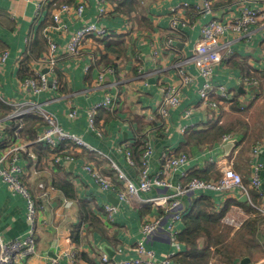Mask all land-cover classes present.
I'll use <instances>...</instances> for the list:
<instances>
[{
  "label": "crops",
  "instance_id": "obj_1",
  "mask_svg": "<svg viewBox=\"0 0 264 264\" xmlns=\"http://www.w3.org/2000/svg\"><path fill=\"white\" fill-rule=\"evenodd\" d=\"M39 1L41 0H0V53L8 54L5 63L0 65L3 96L6 99H16L19 103L29 100L43 104L57 117L65 131L82 137L101 151L103 156L97 160L95 153L79 151L75 153L74 162L66 167L53 169L48 167L46 150L35 148V172H31L29 177L23 176L24 183L35 195L41 193L38 190L40 182L51 190L49 197L42 202L44 209L40 215L38 255L24 264H52L53 259L67 255L71 249L77 252L79 264H107L102 261L104 255L109 258L108 264H121L137 258L135 247L143 237L141 226L144 216L154 215L156 212L140 198L133 199V204H127L120 202L115 194L103 192L93 177L84 171L83 165L88 160L101 168L103 173L112 175L109 167L112 160L132 181L138 182L145 142H149L154 150L150 159L151 176H156L161 168L160 156L163 150L169 148L178 154L189 156V163L172 175L175 186L187 187L189 177L182 178V171L189 173L190 177L195 175L204 180L218 179L221 176V158L231 161L233 169L249 185L256 166L260 165L258 172L261 190H252L250 193L254 203H264V22L251 26L248 37H227L234 58L227 66H218L212 76L211 82L214 85H223L235 93L236 101L233 106L225 107L218 117L214 112L201 107L199 89L205 81L197 76L193 65L185 63L188 73L195 77V83L182 89L180 106L170 109L169 118L164 125L160 121L149 124L142 115L143 108L155 111L162 97L160 87L176 79L175 70L171 67L175 60L172 55L165 53L164 63L156 68L150 54L151 44L158 47L163 45V38L172 19L170 9L183 3L191 6L185 11L190 22L182 28L183 42L178 45L183 51V58L187 59L192 56L200 38L201 27L213 18L223 19L229 11H235V1L216 0L212 12L207 13L202 11L204 0H122L116 7L113 2L107 1L105 6L112 12L99 22L110 31L120 32L106 41L107 56L97 60L94 67L87 55L72 57L61 51L57 61V75L62 87L47 88L33 95L30 91L19 89L20 81L24 78L23 67L19 65L28 64L29 69L45 71L38 59L46 50L44 31L52 23V4L77 3V0H46L48 5H45V13L40 18L36 14ZM99 1L101 0H88L82 19L76 21L63 16L62 23L70 32L81 29L86 24L97 23ZM248 4L264 9V0H249ZM125 23H129L137 32H142L146 42L142 43L138 38L123 33ZM31 36L30 43L28 39ZM55 39L61 47H65L66 40L57 35ZM138 60L140 65H137ZM109 68L115 71L114 75L109 72ZM100 75L103 76V83L96 86ZM242 76L257 78L259 88L247 90L239 82ZM106 94L117 97L118 108L114 113L107 110L99 112L97 122L104 124L105 132L98 136L89 130L87 110L102 101ZM69 104L78 109V116L74 120L68 118ZM0 106L7 109L1 101ZM187 110H192V113L184 117ZM1 111L0 141L12 133L10 120L6 116L2 117V114H7L8 109L6 112ZM35 122L36 119L32 118L27 124V131L31 134ZM185 127L188 130L182 133L181 130ZM221 129L226 135H233L234 139L229 143L223 142L225 134L218 133ZM258 144L263 146L258 157H254L253 151ZM120 147L124 151L119 150ZM127 151L131 152L135 166L127 163ZM1 154L0 147V157ZM26 160L33 164L32 159ZM21 162L25 166V159ZM3 168L1 163L0 170ZM171 192L169 189L157 188L149 194H143L142 198H155ZM66 200L73 202V205L67 207ZM205 200H208L207 206ZM198 202L202 203L201 206ZM106 205L117 208L116 213H108ZM234 205L242 207L244 212L253 213L252 218H259V225L263 224L264 218L238 192L218 193L206 190L198 191L195 195L185 192L181 197L179 211L184 217L192 214L195 209L206 210L218 216L221 213L224 215V212L226 214ZM214 207L217 208V213L213 211ZM27 213V199L10 190L0 173V238L4 243L26 237L29 230ZM165 225L166 220L163 221V228L149 238L146 244L147 249L159 261L173 249L165 232ZM185 228L184 223L177 225L179 232ZM219 230L220 224L213 233L218 240L216 245L208 243L206 237L198 239L196 249L181 243L178 255L170 264H192L189 258L193 253H201L198 256L200 264H233L219 250H224V246L235 241L238 232L234 233L230 228L226 229L227 233L220 234ZM259 238L264 245L261 230ZM239 242L242 243V240L239 239ZM249 250L251 249L245 245H240L237 251H230L231 260L239 258L238 264H264V248L257 259L245 252ZM60 264H69L66 256L60 259Z\"/></svg>",
  "mask_w": 264,
  "mask_h": 264
},
{
  "label": "built area",
  "instance_id": "obj_2",
  "mask_svg": "<svg viewBox=\"0 0 264 264\" xmlns=\"http://www.w3.org/2000/svg\"><path fill=\"white\" fill-rule=\"evenodd\" d=\"M113 2L114 7L122 0H101L98 7L97 23L86 24L83 28L70 32L68 27L63 24V16L69 19L80 20L88 7V0H77L76 4L53 3L52 4V23L44 31L46 39V50L39 57L38 62L44 66L45 71L29 69V74L22 78L19 84L20 91H30L37 95L47 88L60 89L62 84L57 75V61L60 58V52L64 51L68 56L80 57L87 55L92 61V66H96L97 60L106 57V41L114 38L119 31H110L100 24V20L112 12L105 5L106 2ZM163 1V0H157ZM216 0H204L202 4L203 13L212 12ZM236 3V10L229 11L223 19L213 18L201 27V35L196 43L192 56L183 58V52L178 45L183 42L182 28L190 20L186 18L185 11L190 9L188 3H183L170 9L171 22L169 30L163 38V45L158 47L156 44L150 45V54L155 65H162L165 61V53L175 58L172 68L175 70L176 79L168 85L161 86V100L155 111L143 108L142 115L149 124L160 121L163 125L169 118L170 109H177L181 103V91L183 88L195 83V77L191 76L186 70L185 63L191 64L199 75L204 79V85L199 89L201 98V107L214 112L218 117L223 109L235 104V93L223 85H214L211 82L215 69L220 65L227 66L234 58V52L231 48L230 40L227 37L242 38L249 36V28L253 25H259L264 22V9H258L249 6V0H233ZM48 3L45 0L37 3L36 14L42 18L45 13V7ZM134 37V34L140 38L141 32L133 29L129 23H125L122 31ZM55 35L66 40L65 47H61L55 39ZM32 42V36L28 39ZM7 52L0 53V65L4 64L7 59ZM137 65H140L138 60ZM23 67L22 63L19 67ZM159 68V67H157ZM90 70V69H89ZM113 75L115 71L109 68ZM247 90L259 88V80L255 77L242 76L239 79ZM103 83V76H99L96 86ZM16 99H6L1 91L0 82V101L8 108L9 112L5 115L10 120L12 133L0 141L2 154L0 164L4 168L0 170L5 182L10 190L23 195L28 202L27 220L29 230L24 239H15L4 243L0 238V264H24L29 259L38 255V232L40 227V215L44 206L43 200L49 197V188L45 183L38 184L40 194L36 195L26 186L23 176L29 177L37 161L36 147L46 150V161L48 167L58 168L66 167L67 164L75 161V153H95L96 159H101L103 153L87 143L82 137L65 131L59 124L57 117L48 111L43 104L35 101L19 103ZM117 97L106 94L104 99L87 110L89 130L102 136L105 132L103 123L97 122V116L100 111L107 110L114 113L118 108ZM226 107V108H225ZM244 110V107H241ZM192 110H187L184 117H188ZM4 116V117H5ZM78 109L75 105L69 104L68 118L76 119ZM29 118H35L39 122L32 127V134L27 131ZM162 126V125H161ZM187 127L181 130L185 133ZM35 131V133L33 132ZM233 135H224L223 142H231ZM263 144H258L253 151L254 157H258L259 150ZM119 150L124 151L123 147ZM154 150L149 142L144 143V153L141 157V175L138 182L132 181L114 161H110L109 167L112 175L102 172L101 168L95 163L88 160L84 161V171L91 175L96 184L103 192L115 194L117 199L122 203L133 204V199L140 198L142 201L149 203L156 213L154 215L144 216L141 226L142 239L137 242L135 247L137 258L130 261H123L121 264H170L171 260L178 255L180 242L179 230L177 225L182 223L184 215L179 208L181 207V197L185 192L196 194L198 191L213 190L218 193L238 192L241 196L248 199V204L258 212V215L264 218V203L256 204L251 197V191L261 190V181L259 179V166H256L253 172L250 184L244 183L243 178L232 167V162L226 158H221V176L216 180H204L192 178L188 180L187 187L183 185L175 186L172 182V175L180 171L189 163L187 154H178L172 149H165L160 156L161 168L156 176H151L150 159ZM33 160V166L26 159ZM86 158V157H84ZM25 159V166L21 160ZM87 159V158H86ZM127 163L135 166L136 163L131 152H126ZM220 167V166H219ZM181 177L188 178L189 173L183 172ZM157 188H165L172 191L169 194L155 198H142L143 194H149ZM260 193V192H259ZM67 207L73 205V202L66 200ZM220 208H223L221 206ZM105 210L110 214H115L117 208L106 205ZM252 217L251 213L244 212L239 205H234L229 209L222 219V224L231 228L234 232L241 230L245 223ZM166 220L165 232L172 245V252L165 256L161 261L157 260L155 254L148 250L146 244L156 232L163 228V221ZM77 252L70 250L67 255L69 264H79ZM62 256V257H64ZM62 257H56L52 264H60ZM104 263H109V258L102 256Z\"/></svg>",
  "mask_w": 264,
  "mask_h": 264
},
{
  "label": "trees",
  "instance_id": "obj_3",
  "mask_svg": "<svg viewBox=\"0 0 264 264\" xmlns=\"http://www.w3.org/2000/svg\"><path fill=\"white\" fill-rule=\"evenodd\" d=\"M23 71H24V73H23L24 77H26L29 74V72H28L29 71L28 64H25L23 66ZM4 107L0 106V111L2 109H4L1 112H6V110L8 109V112H9V108L7 107V109H6V107L5 108ZM5 115L2 114V117H4ZM30 119H32V118H29L28 122L30 121ZM38 122L39 121L36 120L34 125L36 123H38ZM33 132L35 133V131H33ZM218 133L224 135L225 131L223 129H221V131L218 130ZM194 177L198 178V176L191 175V177L189 176V180L194 178ZM55 185L57 187V183ZM58 186L61 187V188L62 187L64 188V186H62V185L58 184ZM205 203H206V206H207L208 205V200H205ZM198 204L201 206L202 203L198 202ZM216 209L217 208H215V207L213 208V211L214 212L216 211L215 213H217ZM86 214H87V212L85 213V215ZM251 214H253V213H251ZM222 215H223V213H221L220 215L216 216L215 214L212 215V214L206 212V210L195 209L192 214L184 217V220H183L182 223H184V226L186 228H185V230H183L179 234L180 245H181V243H183L185 245H189L191 247H195L194 249H196L197 244H198V239L201 238V237H206V240H207L208 243L216 245L218 243V240H217V237L216 238L214 237L213 233H214V230L217 228L218 224H220V228H221L222 219H223V217L225 215V212H224L223 217H222ZM251 219H253V220H251ZM259 223L261 224V221H260L259 218H255L254 219V218L251 217L245 223L244 227L241 230L237 231L238 235H237V237H235V241H233V242L227 244L226 246H224V250H221V249L219 250V252L221 254L225 255V259L227 261L229 260V261L233 262V264H238L239 258H235L234 260L233 259L231 260V252L230 251H237L238 250L239 246H235L234 243H236V242L240 243L239 239L242 240V243H240V245H245L248 249L252 250V249H254V245H258V246L261 247V250H263L264 245H262L260 243L261 241H260V238H259V232H260ZM224 227H226V226H224ZM227 228L230 229L229 227H227ZM237 232H234V233H237ZM193 254L194 255L191 258H189L190 263H192V264H200L201 262H199L198 256L201 253H193ZM235 254H237V253L235 252ZM181 263L183 264V262H181Z\"/></svg>",
  "mask_w": 264,
  "mask_h": 264
},
{
  "label": "rangeland",
  "instance_id": "obj_4",
  "mask_svg": "<svg viewBox=\"0 0 264 264\" xmlns=\"http://www.w3.org/2000/svg\"><path fill=\"white\" fill-rule=\"evenodd\" d=\"M142 33V32H141ZM134 38L135 39H137L138 38V40L140 41V42H142V43H144V42H146V39L142 36V37H138L137 36V34H134ZM181 45V44H180ZM182 51V50H181ZM183 52V51H182ZM174 62H175V60H174ZM174 62H172L171 63V67L173 66V63ZM154 63V62H153ZM155 65V64H154ZM155 67L157 68V67H159V65H155ZM173 69V68H172ZM263 222V224L260 226V230H261V233H262V235H264V220L262 221ZM226 229H228V228H226V227H223V225H221V228H220V230H219V233L220 234H225V233H227V230ZM228 242H231V241H229L228 240ZM235 244V246H240V243H238V242H236V243H234ZM245 252H248V253H250L251 254V256L254 258V259H257V258H259L260 257V255H261V249H260V246H258V245H254V249H252V250H249V251H245Z\"/></svg>",
  "mask_w": 264,
  "mask_h": 264
},
{
  "label": "water",
  "instance_id": "obj_5",
  "mask_svg": "<svg viewBox=\"0 0 264 264\" xmlns=\"http://www.w3.org/2000/svg\"><path fill=\"white\" fill-rule=\"evenodd\" d=\"M247 198L246 197H243V200H246ZM244 262V261H243ZM243 264V263H242Z\"/></svg>",
  "mask_w": 264,
  "mask_h": 264
}]
</instances>
